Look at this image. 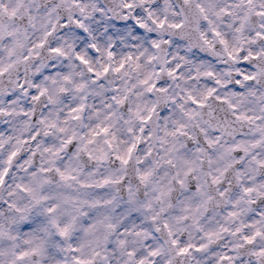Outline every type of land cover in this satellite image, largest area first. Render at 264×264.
<instances>
[{
    "label": "snow or ice",
    "instance_id": "snow-or-ice-1",
    "mask_svg": "<svg viewBox=\"0 0 264 264\" xmlns=\"http://www.w3.org/2000/svg\"><path fill=\"white\" fill-rule=\"evenodd\" d=\"M70 59L86 79H76L85 74ZM110 75L123 87L106 89ZM92 87L109 93L105 119L127 108L141 125L124 154L93 150L99 137L108 150L117 138L110 125L81 123ZM73 92L82 95L69 103ZM133 94L156 99L127 107ZM169 120L165 136L176 142L166 155L191 156L170 181L187 196L171 220L174 187L143 214L131 191L123 207L99 194L80 199L124 183L90 181L82 158L127 167L153 138V122ZM137 171L144 184L153 176ZM54 181L69 191L45 194ZM105 205L118 207L123 223L88 211ZM4 209L20 223H0V264H264V0H0ZM81 220L84 233L103 224V241H85Z\"/></svg>",
    "mask_w": 264,
    "mask_h": 264
},
{
    "label": "clouds",
    "instance_id": "clouds-1",
    "mask_svg": "<svg viewBox=\"0 0 264 264\" xmlns=\"http://www.w3.org/2000/svg\"><path fill=\"white\" fill-rule=\"evenodd\" d=\"M69 64L73 65L72 71L82 72L84 73V77L77 76L76 79H86L87 74L86 70L80 67L78 64H75L73 60H69ZM96 66V65H94ZM187 66L185 68V72L187 73ZM223 68H221V71ZM108 80H111L112 83L109 84ZM135 82V78L133 81ZM112 87H123V82L119 75H110L105 80V88L111 89ZM137 92H142V89L137 88ZM100 92L98 87H92L88 90V95L91 97L87 103L89 105L87 111L84 113V120L81 122L85 124L87 127H92L96 124L102 125H110L112 134H115L116 141L114 142V149L108 150L107 146L104 144V140L107 137L101 136L97 139V143L93 146V150H105V151H116L119 154H124V150L127 146L134 142L135 135L139 134L138 129L141 127L140 123L135 120L133 116H131L127 112V108L125 109H114L116 115L113 116L110 120L105 119L107 112L112 111L105 108V104L109 102L108 100V91H105L101 95H96V93ZM50 94L56 96L55 90L50 89ZM81 93H70L69 103L73 100L78 99ZM59 103L57 104L58 108L64 107V101L62 98L57 97ZM155 97L144 96H136L133 94L130 99L127 107L135 108L137 105L143 107L144 104L151 103L154 101ZM171 126V121H161V122H153L152 127L155 128V134L152 139L148 140L147 143L143 144L139 150L134 154L133 161L127 167H125L119 161L112 159L111 156L108 160L104 161L102 164L97 165L95 161H87V158H82L79 161V165L81 170L87 173L88 171H92L94 175L88 177L90 181H100L103 177L107 176L112 179H116L119 177L124 178V183L120 185H107L103 189H93L88 191L86 194L84 192L80 193V199L82 200H94L97 198V194H99L102 199H113L115 197L116 205L118 207H123L126 203H128V193L131 191L133 193V199L135 202V206L137 208L142 209V214L147 213L146 205L152 204L153 207H158L155 197L161 191H167L169 187H174L175 191L172 192L168 203H171L172 208L168 209L167 217L169 220L173 216H175L178 212L179 202L187 199V196L183 193L181 189L172 185L170 183L172 176L175 175L177 171H181L184 168V160L191 159V156H187L185 153L181 152L179 154L172 153L166 155L167 150L171 145L176 142L174 138L166 137L165 131L166 128ZM129 128L133 129L132 132H129ZM79 131H86L84 128H78ZM167 140V143L164 141ZM152 149V155L146 156L147 150ZM168 158L173 159V163L175 167H171L165 163ZM137 161H142V163H137ZM159 165V166H157ZM149 170L153 171V176L150 178V181L147 184L141 183L138 179V171ZM21 176L24 174L21 173ZM69 190L64 188L63 186H58L57 182H53L52 184L46 186L45 194H60L67 193ZM75 192V190H73ZM190 195V194H188ZM7 198V197H5ZM27 200H22V204H27ZM118 207H114L113 205H105L100 207L99 209H88V211L95 213V219L104 222H111L117 225L123 223L124 217L121 216ZM7 213V215H5ZM150 214V213H149ZM0 223H6L9 227L12 226L13 222L20 223L18 219L13 221L11 217V210L4 209L0 211ZM60 219L67 220L69 219L68 212H61ZM91 221L92 217H88ZM207 223V221H204ZM86 227L83 221L81 220L77 226V232L81 233L82 238L85 241H92L93 243L97 241H103L105 235V229L103 224H97L96 228L91 233H84L82 229ZM193 235H196L193 233ZM116 237L113 236V239Z\"/></svg>",
    "mask_w": 264,
    "mask_h": 264
}]
</instances>
